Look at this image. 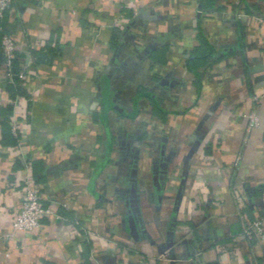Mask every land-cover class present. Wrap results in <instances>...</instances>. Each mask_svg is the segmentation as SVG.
<instances>
[{
  "label": "crops",
  "instance_id": "obj_1",
  "mask_svg": "<svg viewBox=\"0 0 264 264\" xmlns=\"http://www.w3.org/2000/svg\"><path fill=\"white\" fill-rule=\"evenodd\" d=\"M202 5L0 16L24 73L13 97L0 61V264H264V0ZM25 175L36 230L12 227Z\"/></svg>",
  "mask_w": 264,
  "mask_h": 264
},
{
  "label": "built area",
  "instance_id": "obj_2",
  "mask_svg": "<svg viewBox=\"0 0 264 264\" xmlns=\"http://www.w3.org/2000/svg\"><path fill=\"white\" fill-rule=\"evenodd\" d=\"M14 0H0V16L8 9ZM2 49L5 55V71L12 78L13 59L16 55L15 41L9 33H4L2 36ZM23 72H19L20 78L23 77ZM251 122H256V117L250 116ZM41 194L36 188L33 179L25 175L22 179V195L19 207L12 219V227L14 230H36L41 225V218L50 213L49 208L41 203ZM244 231L251 234L256 231L261 237H264V216H259L245 223Z\"/></svg>",
  "mask_w": 264,
  "mask_h": 264
},
{
  "label": "trees",
  "instance_id": "obj_3",
  "mask_svg": "<svg viewBox=\"0 0 264 264\" xmlns=\"http://www.w3.org/2000/svg\"><path fill=\"white\" fill-rule=\"evenodd\" d=\"M210 0H201V5L204 6V2L207 3ZM2 20V18H0ZM5 30H3L4 33ZM17 53L13 59V66H12V82L9 83L8 87L9 90L12 94L13 97H15L18 94L23 93V89L19 86V81H20V76H19V72H20V68L18 66V60H17ZM0 61L5 62V55L2 49V44L0 43Z\"/></svg>",
  "mask_w": 264,
  "mask_h": 264
}]
</instances>
